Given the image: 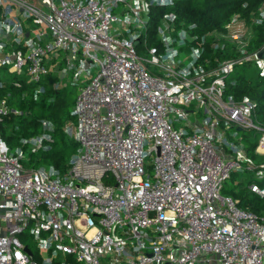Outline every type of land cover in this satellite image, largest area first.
I'll use <instances>...</instances> for the list:
<instances>
[{"label": "built area", "instance_id": "obj_1", "mask_svg": "<svg viewBox=\"0 0 264 264\" xmlns=\"http://www.w3.org/2000/svg\"><path fill=\"white\" fill-rule=\"evenodd\" d=\"M174 2L0 0V87L24 76L36 99L57 73L53 86L79 88L67 169L24 159L25 145L48 147V118L15 146L0 128V264H264V207L222 193L232 171L250 170L248 188L264 196V161L244 133L264 154V127L252 98L225 91L236 63L264 76V40L250 47L264 0L251 21L233 12L202 33L167 10L149 42L151 7ZM11 96L0 94V121L21 112Z\"/></svg>", "mask_w": 264, "mask_h": 264}, {"label": "trees", "instance_id": "obj_2", "mask_svg": "<svg viewBox=\"0 0 264 264\" xmlns=\"http://www.w3.org/2000/svg\"><path fill=\"white\" fill-rule=\"evenodd\" d=\"M262 0H175L172 5L152 6L150 11V21L148 27L149 42L156 43L154 39L155 28L159 16L167 11L173 10L177 19L182 21L184 26L194 24L192 31L202 33L214 28H222L233 12H238L245 16L248 21ZM255 36L252 38L251 48L261 44L264 40V24L254 26ZM211 54L210 49H207ZM219 57L227 56L226 52L215 53ZM253 66L251 62L236 63L231 76L227 81L225 91L232 93L235 98L248 95L254 101L252 110V119L259 126L264 127V76H260L257 71L248 73ZM9 79L16 78L15 74H10ZM20 86H14L8 82L0 87V94L6 90L12 92L9 98L11 107L19 109L21 112L15 113L7 111L1 116L0 128L3 138L9 145H15L22 136H30L41 130L40 119L48 118L53 125L51 130L52 139L48 141L47 148H41L35 151L30 150L26 145L24 151L28 152L29 164L38 165L53 164L56 167L65 170L68 167V160L77 147V141L70 137L64 130L66 121L72 119V108L74 100L68 97L70 93L66 84L55 87L53 82L59 80L57 73L47 75L45 91L36 99L32 97L33 83L26 81L23 76L19 78ZM24 93V95L22 94ZM75 99V98H74ZM248 151L252 156H258L253 153L256 146V139L253 137L245 138ZM264 155V154H263ZM250 171V170H245ZM237 188L227 187L225 193L238 198V205L261 213L264 207V196H260L251 191L247 186L234 184ZM233 185V186H234ZM224 188V187H223ZM67 264H80V262L70 258Z\"/></svg>", "mask_w": 264, "mask_h": 264}, {"label": "rangeland", "instance_id": "obj_3", "mask_svg": "<svg viewBox=\"0 0 264 264\" xmlns=\"http://www.w3.org/2000/svg\"><path fill=\"white\" fill-rule=\"evenodd\" d=\"M40 26L44 27V25H42V24H40ZM150 42L152 43V41H150ZM138 52L145 55L144 49L142 47H140V45L138 46ZM247 72L248 73L256 72V68L254 66H252L249 70L247 68ZM231 74H229V75L231 76ZM68 79L70 80V77ZM65 83H66L67 88L70 91V93L68 94V97L71 100H74V98L78 92V89H79L78 86L75 84H71L69 81L68 82L65 81ZM252 132H253V130H249V131H246L244 133H246L249 137H253ZM15 145H10V146H15ZM257 155L258 156H253L255 162L264 161V155L263 154H257ZM26 158H28V152L27 151H25V158L24 159H26ZM147 159H148V163L145 165L146 171L149 173H152V165L150 162L151 156H149ZM26 162L29 163L30 161L26 159ZM253 176H254V173L252 171H232L231 177L227 178L223 183L224 188H222V193L226 192L227 187H234L236 189L237 187L234 184H237L238 182H239V184L245 185L248 187L249 180ZM19 236L21 237V239L24 240L23 234H20ZM26 242H29V244L31 245L33 250H35V252L37 251V248L35 247V241L32 239V237L30 235H28V239L26 240Z\"/></svg>", "mask_w": 264, "mask_h": 264}, {"label": "water", "instance_id": "obj_4", "mask_svg": "<svg viewBox=\"0 0 264 264\" xmlns=\"http://www.w3.org/2000/svg\"><path fill=\"white\" fill-rule=\"evenodd\" d=\"M259 55H262L263 54V49H261L259 52H258ZM25 249L29 252V248L28 247H25Z\"/></svg>", "mask_w": 264, "mask_h": 264}]
</instances>
